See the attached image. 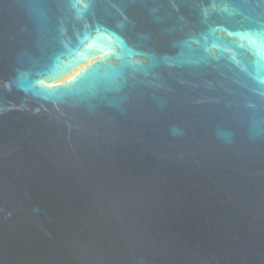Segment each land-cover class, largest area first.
Listing matches in <instances>:
<instances>
[{"label": "water", "instance_id": "obj_1", "mask_svg": "<svg viewBox=\"0 0 264 264\" xmlns=\"http://www.w3.org/2000/svg\"><path fill=\"white\" fill-rule=\"evenodd\" d=\"M0 264H264V0H0Z\"/></svg>", "mask_w": 264, "mask_h": 264}, {"label": "bare ground", "instance_id": "obj_2", "mask_svg": "<svg viewBox=\"0 0 264 264\" xmlns=\"http://www.w3.org/2000/svg\"><path fill=\"white\" fill-rule=\"evenodd\" d=\"M93 60L87 61L86 63L80 65L79 67H77L76 69L72 70L71 72H69L68 74H66L65 76H63L62 78H60L59 80H57V83H64L67 80H69L71 77H73L74 75H76L78 72H80L82 69H84L87 65H89Z\"/></svg>", "mask_w": 264, "mask_h": 264}]
</instances>
